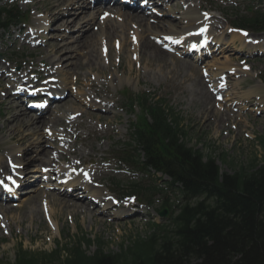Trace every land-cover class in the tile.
Returning a JSON list of instances; mask_svg holds the SVG:
<instances>
[{"label": "bare ground", "instance_id": "1", "mask_svg": "<svg viewBox=\"0 0 264 264\" xmlns=\"http://www.w3.org/2000/svg\"><path fill=\"white\" fill-rule=\"evenodd\" d=\"M35 7L37 4H44L48 6L44 8L45 16L43 20L38 23V29L45 28L47 22L51 23V26L48 31L56 36L55 39H50L49 44H47L49 53L56 57L54 61H51L52 64L62 63V72L72 71L73 75H77L76 71L81 69H86L85 77L80 82L78 78L74 76V81L78 84L84 85L89 89L93 90L94 98H97L101 103L103 102V106L108 105V98L104 91L101 89H95L97 86L96 81L90 78V74L95 73L97 77H101L104 67L102 66V58L100 56V51L103 45H106L108 41L109 44L111 41H115L116 47L120 50L129 51V57L127 60L129 61V72L132 71L133 63H140L143 65L142 69L146 67H150L153 65L152 61H145L147 59L153 60L159 64V68L166 69L167 62H165L166 57L169 55L162 51L158 46H156L153 42L149 41L151 37H159L160 34H165L170 37H178V38H186L193 35V29H191L194 25H207V20H202L203 16L198 15L197 11L191 5L187 6L186 10L181 14L177 20L185 21L187 20V26L190 27L191 30H186L183 27L181 31L173 30L175 28L176 23L164 22L161 21L158 17L156 18V23L150 24V19L153 16L148 17L144 13L137 14L128 11H123L121 9H115L110 7L102 8V11L98 14L94 13L93 10H100L101 7L99 5L91 6L89 0H34ZM162 7V6H161ZM91 9V11H90ZM172 11V8H170ZM168 13V12H167ZM107 14V15H105ZM101 15V16H100ZM113 15V16H112ZM105 19L100 20L98 22V18ZM213 19V18H212ZM210 25L213 26L214 21L209 19ZM98 24L97 29L100 30L99 34L96 35L93 32L87 33L91 28V25ZM225 30L228 28L226 25H223ZM82 29V30H81ZM83 31V32H81ZM218 31L213 32L212 39L222 43L223 38H225L224 33H216ZM128 38H133L134 42L129 41ZM26 36V35H25ZM95 38V40H94ZM117 39V40H115ZM258 39V38H257ZM240 40L241 44H244V39L238 35H232L231 41ZM101 41L104 42L102 46H100ZM99 43V47H97V51L94 49L93 43ZM128 44L131 45L128 47ZM229 46H231L229 44ZM90 48L89 52L85 51V48ZM108 47V46H107ZM109 48V47H108ZM262 48V47H261ZM228 49V48H227ZM230 58H225L224 61L218 62L216 59L208 66L209 70L212 71L215 69V73H210L211 77L220 76L222 72L227 70L234 69L236 73L239 74L238 78L243 77L244 75H251L249 73L250 70L238 69L232 67L233 63L228 62ZM173 62V60H172ZM120 67V59L118 56V61ZM175 63V62H173ZM161 64V65H160ZM191 64L188 62H181V65L176 68H171L167 72L166 79L173 80L175 77L183 75L184 72L188 73L191 71ZM7 67L4 66V63L0 62V104L2 105L0 116H2V122L0 123V134L4 137L2 139V152L0 155V169L7 171L10 175L23 174L27 173L28 178H35L34 182L40 183L41 179L49 182H53L54 178H56L59 174L68 173V176L73 180L72 183L85 182L84 173L77 171L73 173L66 169H63L62 166H56V161L59 158H63L64 152H68L73 155L76 160L75 163H72L70 166H76L77 160L82 158L83 153L74 148L73 142L71 143L65 142L60 146L53 147L51 150L47 148V140L48 139H59L62 135L57 131V126L62 125L63 130L66 133H71L68 128V123L64 121V112L61 114V109L71 102L70 98H75L80 102L81 105L89 109H95L100 111L101 104L88 102L86 97H90L89 94L85 93H74L70 90H67V83L64 81V84L61 89L64 90L65 95L63 96V102L61 105H56L53 108V113L49 115V117H44L43 115L39 117H31L27 114L21 107V105L14 102L12 99V93H10V88H18L19 86L23 87V90L27 89L31 79L28 77L31 68H28L23 71V67L20 71H13L9 78L3 75V73H7ZM97 70V72H96ZM46 75L52 73L49 70H45ZM116 73V70H115ZM58 74V72H57ZM87 74V75H86ZM55 75V74H54ZM89 75V76H88ZM107 77L105 74H103ZM56 76V75H55ZM40 78L45 77L39 76ZM144 79V77H143ZM212 80V79H211ZM9 84L6 86V84ZM235 85H238L236 82ZM194 87L192 90L193 96L196 100L205 104L210 100V96L206 93L205 86L201 84L199 81H194L192 83ZM21 88V87H19ZM237 92L234 88H230L225 93V100H230L228 105L233 106V102L235 101V105H240L242 101H245L249 95L259 96V100L261 104L264 106V85L261 83H256L254 86L248 88L242 94L237 96ZM260 102H258L260 104ZM106 103V104H105ZM234 105V107H235ZM230 109L223 110L221 113L223 115H228L231 112ZM240 110L245 107H237ZM85 110H78L77 112H82ZM220 111V109H218ZM76 113V112H71ZM222 115V114H221ZM92 119L97 120L98 122L104 123L106 128H108V124L112 123L113 120V112L111 108H106L103 114H91L89 115ZM216 126L222 125V117L216 115ZM94 120H92L93 122ZM87 131H94L93 124L90 122H86L84 126ZM77 128V127H75ZM106 128H100L99 130L104 131ZM75 137L78 136L81 140L83 137L80 134H77L74 128ZM96 132V131H95ZM96 136H99L96 134ZM85 138V137H84ZM14 142V145H8V141ZM91 152H95L94 145H92V140H86V143ZM101 149V147L99 148ZM91 154V153H90ZM88 157V154L86 155ZM104 159V157H99L95 159L94 170L98 172H93L91 175L89 182L93 183L96 181L98 176L95 174H101L103 172L110 171V168L103 170L98 162ZM31 170V175L30 174ZM38 170H41L39 173ZM30 176V177H29ZM100 180V178H99ZM22 183V181L20 180ZM24 182V181H23ZM37 184V185H38ZM36 185V186H37ZM34 186V188L36 187ZM66 188V187H65ZM42 191L41 189L33 190L31 197H37L38 193ZM85 191V192H84ZM82 192V193H80ZM34 193V194H33ZM42 196V201L40 203L41 211L44 213L45 217L50 221L52 226V234L59 235L60 228L58 226V220L56 219L57 213H66L67 215H76L77 213H81V219L84 221L85 218L88 220L89 227L95 222L97 219L95 216H99V220L104 221V218L108 217L104 211V209H99L97 205L92 202L94 198H97L99 201L105 202L107 207L112 206V200L110 197H107V194L103 193L101 190L96 189L94 185L89 186L86 183V190H81L78 192L77 196L73 198L68 197H51L47 192ZM87 193V197L84 195ZM58 195H61L58 193ZM88 198H91V200ZM25 201V199L23 200ZM17 207H21V205L13 204L12 205H2L0 204V225L1 218L7 222L6 226L10 230V222L8 213L14 212ZM56 207L58 208L56 211ZM121 214H129L124 212H119L113 215V217L119 218ZM40 217V211L35 208V206L30 207L26 212L22 213L19 223L21 225L23 219L28 220L29 224L25 228L26 233L32 228L34 224L35 217ZM39 226H36L38 229Z\"/></svg>", "mask_w": 264, "mask_h": 264}, {"label": "rangeland", "instance_id": "2", "mask_svg": "<svg viewBox=\"0 0 264 264\" xmlns=\"http://www.w3.org/2000/svg\"><path fill=\"white\" fill-rule=\"evenodd\" d=\"M195 1L198 4L199 0ZM4 2H8V0H0V6H2ZM23 2L24 0H17L18 6L22 12H31L30 20L25 24L9 28L7 32H0V54H2V59L0 60V62L5 61L6 59L11 60L14 62L16 66L15 68L23 66L24 61L27 60L38 65V63L42 62L48 63V61L51 60L49 58L55 59L54 56H50L48 58L45 52L39 53L38 49H32L31 46L24 47V45H21L22 41L20 39H16L17 43L12 45L11 47L10 42L12 41V38H16L17 34H10V32L13 31L14 28H24L23 25H26L27 27L30 26L32 27V29H34L35 22L37 20V18H35L36 15L38 14V16L40 15L41 17L42 13H45L44 8L48 7L41 3L37 4V10H35V3H33V0L30 4H23ZM200 2L203 3L202 9H204V7H208L206 8V10L211 11L213 15H216V17H218V19L220 20V23L229 22L234 18V16L246 15L248 14V11H252L256 7L261 5L257 0H236L235 2L230 1L229 3L227 0H200ZM188 3L194 4V2H191V0H188ZM173 4L174 7L176 6V8L174 9L175 11H171L170 13H168L165 18H160L165 23L167 21H173L174 17L180 16L179 13L182 11L181 6H183L182 4H184V0H175ZM165 11L166 10H164L163 12ZM90 27L91 28L87 33L89 34L93 32L94 34L98 35L99 32L97 30H94L96 28V25H91ZM24 30L25 32L30 31L26 30V28H24ZM252 34L258 37H264V33L252 31ZM8 35H10V37ZM51 37L53 39L56 38V36H54L53 34H50L49 36V33L45 36V38L47 39H51ZM93 44L95 51H97V47H99L98 42ZM233 45L237 49L240 48L239 41H235ZM89 49V47L85 48L84 52H89ZM247 51L249 50L246 46L243 48V51H240V55ZM115 54L116 50L113 47L110 53L112 57V64L117 63ZM216 57H218L216 60L219 62H222L224 60V58H221L217 55ZM232 57L234 58V56ZM170 58L175 61V67H177L179 63L182 62V60H178L171 56L166 57V61L168 62L167 68L160 70L159 66L156 65L157 62H154L150 59L145 60L152 61L153 63L151 69L145 70V80H142V76L139 75L138 70L141 69L140 67L137 68L133 65V70L131 71V73L128 71V53L124 54L122 60V69H119V71H117V75H115V73L113 72L115 67H113L112 69L108 67L106 57H103L102 59V66L104 67L105 74L107 72L106 79H108V77L110 76V80L113 79V83H110V80L106 82V89L107 92L116 100L114 111L118 114V118L117 120L113 119L114 129L109 131L108 136L104 135L103 132L96 130V134H99V136L96 140H94V145H99L102 147V149L96 151V153H94L95 156L92 155L90 159L87 158L84 167H94V160L96 156L102 155L106 157V159H109L108 162L104 160L100 161L101 168H104L107 165H111V173H105L101 178V184L105 187L103 188L100 185H98L97 187H99L102 192H105V188L106 190L108 189V196H110L111 194L114 195L113 198L111 197L113 201L124 202V200H120V198L123 197L121 195V192L116 190L117 184L119 185V187H121L125 184H128L130 181L146 183L149 180L147 178V174L134 175L133 172H137V169L133 168L132 170L129 166L120 164L116 158L117 156L113 145L120 142H126L128 140L129 123L132 120V117H129L127 112L129 111V103L122 95L121 90L126 92L127 95L141 94L144 91H149L154 96L166 100L169 106L181 113V122L185 128V131L187 132V144L195 149L200 150L204 155H210L214 157L222 171H233V169L227 162L225 164L222 163V160L219 157V154L222 153L227 155V160L233 162V168H237L239 165H242L244 167L249 166L252 163H254L256 166H259L262 164V162H264V146L261 140H259L260 136L264 137V117L262 115L256 116L249 112L246 113L245 117L247 124H240L238 132L231 131L230 135H228L229 137L227 139H223V137L226 135L224 133H226L225 131L227 130V128H225L224 126L226 124V121L222 122L221 127L218 126L217 134V128L212 123L214 119V113L200 114L199 112L201 110V104L192 102L191 84L194 82V80H198L202 84L199 69H201L202 67L207 68V66H203V64L196 65L189 62L192 64V68L191 72L186 74L187 76L183 74L185 75L184 77L183 75H180L175 77L173 80H168L165 77L167 70L174 67V65L170 61ZM248 58L249 59L247 60V62H249V64L253 66V68L251 69L252 71L250 72L253 77H249L243 80L240 83V86L242 87L241 89H238L235 86L237 91L245 89L248 85L253 84L255 75L260 74L261 79L264 81V58ZM58 65L60 64L58 63ZM86 71V69H81L80 71L76 72H80L82 74L81 76H83ZM63 73L68 74V71ZM70 76L72 75L69 74V77ZM92 77L95 78V75H92ZM255 80H257V77L255 78ZM179 83H181L180 86ZM213 102L214 99H212L211 103ZM207 107L211 108L210 103L207 105ZM1 108L2 106L0 105V111ZM68 108L69 110H73V108ZM22 109H25L24 105H22ZM212 110L213 112H216L214 109ZM2 118L3 117L0 116V123L2 122ZM81 120H83V122L88 120L87 116L84 113L81 117ZM94 124L96 125L97 123ZM61 127L62 126H58L57 129H61ZM100 127L101 123L97 124V126H95V129H99ZM77 131L78 133L82 134V136L88 134V138H93L94 132L86 131L84 129V126L79 127ZM245 135H248L249 139L245 138ZM3 138L4 137L0 134V147H2L1 142ZM63 139L72 141L74 137H71L70 134L65 135V133H62L59 140L48 139L47 148L51 150L53 148V145L59 146L63 143ZM73 144L75 148H77L84 154L91 152L89 146L85 144V139H74ZM8 145H14V142L9 140ZM64 157L66 156L64 155ZM65 159L66 158L58 159L56 165L65 164ZM128 168H130L132 172ZM128 170L130 171L129 174L126 173L128 172ZM90 171V174L93 173L92 170ZM114 181L118 183L114 185ZM43 191L44 193L47 192L51 197H61L57 194L56 190L52 191L49 187L42 189V191L38 193V196L36 198L30 196V194L32 193H28L24 195L26 197L25 199L27 200L24 202H19V205L22 206L15 212H12L8 215L10 230L6 227L7 222L5 220H2L0 225L1 264L11 262L15 247L19 245V243L23 242L25 248L31 249V253H36L39 250L50 251L51 249H54L56 247L57 243L61 244V249L65 245L69 247L72 245L73 240H77L82 235H84L85 238H88L93 243V245H91L90 247H87L86 245V250H88V252L90 253L96 250V241L98 239L103 242V250L105 252H119L121 250V246L123 245V247H125L126 245H129L132 238L136 236H144L148 231L150 224L149 222H165V218H160L158 217V215H156V212L160 208L162 203L161 198H163L164 196L155 193L149 198L150 206L146 207L145 216H140L130 220L112 218L107 220L106 218H104L105 221L100 222L99 216H95L97 220L93 222L91 227H89L88 220L85 218V220L83 221L81 219L82 214L80 212L72 216L67 215L66 213H57L56 219L58 220L60 234L53 235L51 225L49 224L47 219H45L44 213H42L41 211L42 209L40 203L43 202V194L41 192ZM33 206H35V208L40 211V217H35L32 228L28 231V233H26L25 228L29 224L28 220L23 219L21 225L19 224V220L22 213L26 212L30 207ZM57 209L58 208L56 207V211ZM36 226H39V228L36 229ZM28 236L30 237L29 241H27Z\"/></svg>", "mask_w": 264, "mask_h": 264}, {"label": "trees", "instance_id": "3", "mask_svg": "<svg viewBox=\"0 0 264 264\" xmlns=\"http://www.w3.org/2000/svg\"><path fill=\"white\" fill-rule=\"evenodd\" d=\"M15 13L0 9V26L12 22ZM237 24L264 28V15ZM143 108L151 121L144 117L134 127L135 149L144 153L141 163L181 183L188 197L203 199L184 206L169 226L152 225L149 234L133 238L118 253L98 249L89 255L78 240L63 260L60 252L29 255L19 248L13 264H264V165L249 173L241 167L219 174L213 160L203 162L179 140L180 130L160 108ZM140 189L132 184L127 190Z\"/></svg>", "mask_w": 264, "mask_h": 264}, {"label": "snow or ice", "instance_id": "4", "mask_svg": "<svg viewBox=\"0 0 264 264\" xmlns=\"http://www.w3.org/2000/svg\"><path fill=\"white\" fill-rule=\"evenodd\" d=\"M105 15H107V14H105ZM245 35H246V33H245ZM8 179H11V177H8ZM0 183H2V181H0ZM5 187H6V185H5Z\"/></svg>", "mask_w": 264, "mask_h": 264}]
</instances>
